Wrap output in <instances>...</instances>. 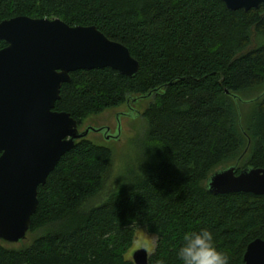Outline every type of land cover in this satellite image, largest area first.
<instances>
[{"label":"trees","instance_id":"trees-1","mask_svg":"<svg viewBox=\"0 0 264 264\" xmlns=\"http://www.w3.org/2000/svg\"><path fill=\"white\" fill-rule=\"evenodd\" d=\"M19 15L95 25L138 60L132 77L71 72L54 109L79 126L127 100L150 101L136 154L115 172L116 151L87 136L60 158L38 188L30 239H0V264H136L128 251L138 228L156 237L148 264H180L183 235L205 227L229 264H244L248 244L264 240V194H214L207 180L246 149L239 169L264 168V4L0 0V22Z\"/></svg>","mask_w":264,"mask_h":264},{"label":"water","instance_id":"water-1","mask_svg":"<svg viewBox=\"0 0 264 264\" xmlns=\"http://www.w3.org/2000/svg\"><path fill=\"white\" fill-rule=\"evenodd\" d=\"M222 1L233 10L264 4V0ZM0 39L6 43L0 49V239L20 243L39 204L38 188L60 158L91 130H105L87 127L80 131L70 113L54 109L63 83L78 69L111 67L132 77L139 62L127 46L97 26L70 25L61 18L19 15L4 19ZM244 153L210 175V192L264 194V168L239 169ZM149 255L146 247H140L132 259L148 264ZM244 264H264L262 238L248 244Z\"/></svg>","mask_w":264,"mask_h":264},{"label":"rangeland","instance_id":"rangeland-1","mask_svg":"<svg viewBox=\"0 0 264 264\" xmlns=\"http://www.w3.org/2000/svg\"><path fill=\"white\" fill-rule=\"evenodd\" d=\"M149 101V99L145 98L135 101L134 99L131 101L127 100V103H124L119 107L111 108L100 114L89 116L79 126L80 131H83L87 127H104L105 130H108L109 135H118L117 137H107L108 135L105 134L104 131L98 132L93 130H91L87 135V137L92 140L112 146V148L116 151L115 161L112 166L113 172L117 170V167L120 164L126 163L125 161H129V157L132 153L133 155L136 154L132 142L144 128L145 123L143 117L141 116V111L148 105ZM115 174L117 176L118 171ZM116 176H114V179ZM96 201H94L93 204L100 203L99 200ZM137 230V236L128 251L129 253L127 252L131 257L133 252L140 247H146L149 251H151L154 248L156 241V237L148 233L146 230L142 228H138ZM29 239L30 238H27L26 235L23 242Z\"/></svg>","mask_w":264,"mask_h":264},{"label":"clouds","instance_id":"clouds-1","mask_svg":"<svg viewBox=\"0 0 264 264\" xmlns=\"http://www.w3.org/2000/svg\"><path fill=\"white\" fill-rule=\"evenodd\" d=\"M176 255L180 264H229V256L218 248L214 233L206 227L186 232ZM157 264L165 262L158 260Z\"/></svg>","mask_w":264,"mask_h":264},{"label":"flooded vegetation","instance_id":"flooded-vegetation-1","mask_svg":"<svg viewBox=\"0 0 264 264\" xmlns=\"http://www.w3.org/2000/svg\"><path fill=\"white\" fill-rule=\"evenodd\" d=\"M104 131H105V130H104ZM107 135H109L108 132H107ZM109 136H112V135H109Z\"/></svg>","mask_w":264,"mask_h":264}]
</instances>
